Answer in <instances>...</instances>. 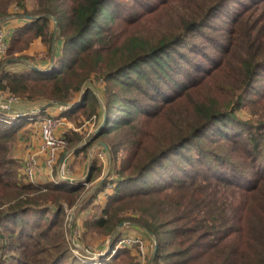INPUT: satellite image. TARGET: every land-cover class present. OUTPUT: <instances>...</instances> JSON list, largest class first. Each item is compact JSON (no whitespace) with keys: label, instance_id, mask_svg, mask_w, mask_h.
I'll return each mask as SVG.
<instances>
[{"label":"trees","instance_id":"trees-1","mask_svg":"<svg viewBox=\"0 0 264 264\" xmlns=\"http://www.w3.org/2000/svg\"><path fill=\"white\" fill-rule=\"evenodd\" d=\"M224 1L161 0L166 22L155 39L109 31L116 19L130 21L139 13L122 0H0V18L11 13V5L22 9L24 22L13 29V41L30 33L50 42L52 16L60 40L47 69L14 71L0 60V91L38 104L76 103L60 110L63 117H103L104 108V125L75 152L126 127L134 130L116 142L103 140L111 159L121 163L112 192L100 214L86 221V229L109 234L122 221L144 227L155 236L152 264H264V0H251L232 16L225 41L222 34L212 38L222 50L220 58L206 52L208 65L198 70L185 71L179 62L183 44L203 47L191 35ZM32 14L38 17H27ZM221 64L229 68L220 77L224 88L188 99L204 82L214 81L210 76ZM195 71L193 80L179 78ZM87 79L102 81L100 90L95 83L102 102L89 87L77 102ZM247 94L253 96L245 99ZM244 100L252 107L248 122L235 114ZM163 110V120L148 130L134 126ZM44 112L15 115L0 109V264L132 262L128 248H116L118 233L98 257L77 256L70 249L63 233L64 207L77 202L82 183L24 181L12 144L24 123L50 115ZM68 132V147L82 139Z\"/></svg>","mask_w":264,"mask_h":264},{"label":"rangeland","instance_id":"rangeland-1","mask_svg":"<svg viewBox=\"0 0 264 264\" xmlns=\"http://www.w3.org/2000/svg\"><path fill=\"white\" fill-rule=\"evenodd\" d=\"M160 1L161 0H122L123 4L126 5L132 3L134 5V11L139 10V13L133 15V17H130V21H123V18L116 19L107 26L110 28L109 31L114 32L116 30H121L122 32H124V35L140 34L143 36H154L155 39L158 38L160 36V26L165 24V16L167 14V6H161ZM249 3L250 5H252L251 0H225L218 8L215 9V12L212 14L208 21L209 23L202 27L201 30H196L194 33H192V39L194 41H198L200 44H203V47L193 46L192 44L188 46V42L182 45L184 55L179 62L184 67L185 71L187 69L198 70L202 66L208 65L207 59L204 56L206 55V52L207 54L215 55L216 59L221 57L222 50L215 48V46L212 44V38H217L219 37L218 34H222L224 37L221 36L220 38L226 40L225 37L227 36V32L230 27V19L233 15L240 12L243 7H246ZM26 6L28 9H31L32 2L27 1ZM9 12H11L9 13L10 16L8 15L3 17L2 19L0 18V26L5 31V39L7 41L5 53L0 56V60H11L8 68L9 70L14 71L26 70V67H29L32 64L38 65L39 67L40 65L49 66L51 57H53L54 60V56L57 55V50H59L60 48V40H58L56 37L58 31L57 24L55 26V23H57L56 19L53 16L49 17V29L53 31V37L50 42L40 40V38L38 37L34 38L29 35L30 33H27L28 35H23L20 39H18V41H13L11 38V34L15 27L10 30L9 26L2 22L3 20H6L5 18H7V20L15 19L13 20L15 21V23L19 22L21 24L24 22V20L19 19H24V16L20 17L19 14L22 12V9L14 5H11L9 7ZM253 12L255 13L257 12V10ZM254 13L247 16L245 20L247 24L250 23L252 17L254 16ZM28 16H33L32 18L38 17V15L35 14ZM241 27L242 29H244L245 24H241ZM208 35H210V37H208ZM200 49L202 50V52H199ZM191 63H195V68H193V66H190ZM228 70V65L221 64L219 68L214 71V74L210 76L215 77L214 81L204 82V86L202 88L194 90L193 93L190 94L187 98L191 100H197L198 97L204 96V94L206 93H213L218 88H224L226 83H224V81H220V77ZM185 74L186 73H180L179 78L188 81L195 79L198 75V72L195 71V73H190L191 75L189 74L188 76H186ZM87 80L90 81L89 79ZM95 83L99 90L101 89L103 83L100 80L91 82V84L96 89L94 94L97 96L98 100L102 102L100 91L97 90ZM168 92L171 93V90H169ZM249 95L250 94L244 95V98L246 99V97ZM7 96L13 95L0 91V106L4 109L10 110L13 109V105H15L14 107L18 106L20 107L18 108L19 114H23L25 112H28V110L31 108H35L44 104H38V102L33 101H21L20 99H18V102L16 103H8L5 101ZM78 96L80 97V94ZM250 96L253 95L251 94ZM226 102H230V100L228 99L224 102L221 101L220 104H222L223 106ZM241 106V108L236 110L235 114L243 122H248L249 118H251L252 113L250 112L249 107H252L248 106L246 100H244V103ZM164 112L165 111L163 110L162 114L159 116V113H157L151 118L150 121H148L146 118H142L138 120V122L134 126H137L139 131L148 130L156 122L163 120L161 117L163 116ZM49 114L52 115V113ZM56 115L59 114L57 113ZM42 116L44 115H39L37 117L36 123L38 124V127H35V125H33L34 123H31V125H29L28 127V122H26L18 129L11 148L12 156L18 160L19 164L21 162V159L24 158L27 154H36L39 167L33 181L29 182L41 183L44 182L45 179H47L48 181V178L50 177V170L45 165L41 166V162L44 164V153L40 151L42 150L43 138L39 118H41ZM101 118V116L97 118L92 117L89 120H86L82 115H71L65 117L64 134L69 131L68 134L76 132L82 136V139L73 146L69 144L68 147V144L66 142V145L63 149V152L71 151L72 153L70 158H68V162L71 166V171L69 169L70 173L68 175L72 178L75 177L73 178L75 180L76 178L79 179V181H75L74 183H82L84 185V189H82L77 202L73 206L67 207L64 203L66 207H64L65 214L63 217V233L70 249L77 256L85 253V255L90 258L98 257L99 255H102L106 250H108L112 239L118 233L120 234L121 238L129 240V243L123 245L116 243V246L118 248H128L130 252L129 254L134 257L132 262H137L138 264H152V262L149 263V261L156 243L144 227H134L127 221H122L124 223L121 226H118L121 222L117 224L109 234L103 233L98 229H86V221L90 218L97 217L100 214L101 208L106 201V194L112 192L111 190L113 183H111V180L112 178L118 176V168L121 163L120 158L116 161H114L113 158L111 159L112 155L109 150L105 149V147L103 146V140L116 142L123 139L125 135H130L131 132L134 131L133 129H128L126 127L119 133H112L106 137L98 138L82 152H75L76 148H80L81 146H83V144H85L89 140V138H91L92 136H96L93 134L95 133V130L99 125ZM254 119L255 118H253V120ZM32 121L33 119L29 122ZM61 129L62 128L59 127L57 129L55 128L53 131L57 133L61 132ZM73 136L74 135L72 134L71 137ZM65 137L67 139L66 135ZM128 150L129 148L126 150L122 149L118 153V155H122L123 157ZM73 151L75 152L74 154ZM58 154L59 157L57 160V164L60 162V156H62L63 153L60 152ZM88 168H90V170L91 168H93L94 170L92 174L90 171V175L88 176L89 178L87 179V181H84V177L87 174ZM18 170L19 172L21 171L20 166ZM55 174L56 169L53 168L51 176L54 177ZM105 180L109 183L105 185L104 190L98 191V187L103 185V183H105ZM24 181L27 180L24 179ZM93 194H96L93 200L88 201L90 196H92ZM114 229H116V231L113 234ZM130 262L131 261H129L127 264L132 263Z\"/></svg>","mask_w":264,"mask_h":264},{"label":"built area","instance_id":"built-area-1","mask_svg":"<svg viewBox=\"0 0 264 264\" xmlns=\"http://www.w3.org/2000/svg\"><path fill=\"white\" fill-rule=\"evenodd\" d=\"M7 41L5 39V31L0 26V56L5 53ZM6 102H17L18 98L15 96H7ZM65 109V108H63ZM15 115H19L16 113ZM41 125V133L43 138L42 150L44 153V165L50 170L49 174L52 175L53 168L56 169L58 173L57 178H52V181L56 184L61 183L65 179L69 178V173L71 171L70 163L68 158L71 151H64L63 149L66 145V137L64 134L65 129V117L59 115H44L39 118ZM61 127V132H54L53 130ZM41 149V148H40ZM62 152L60 162L57 164L59 154ZM56 165V167H55ZM21 174L27 181H33L36 172L38 171V160L35 153L27 154L20 162ZM70 169V171H69ZM52 177V176H51ZM129 243V240L121 238L118 244L123 245ZM117 248V246H116ZM114 251V250H113Z\"/></svg>","mask_w":264,"mask_h":264},{"label":"water","instance_id":"water-1","mask_svg":"<svg viewBox=\"0 0 264 264\" xmlns=\"http://www.w3.org/2000/svg\"><path fill=\"white\" fill-rule=\"evenodd\" d=\"M33 16H28V18H32ZM2 19V18H1ZM1 19H0V22H1ZM56 24L57 23H55V26H56ZM11 62V60H8V61H6L5 63H4V65L5 64H8V63H10ZM52 64H53V57H51V60H50V63H49V66H46V67H44V68H50L51 66H52ZM32 68H38V69H40V68H42V67H39L38 65H35V64H32V65H30ZM87 87H90L91 88V90L95 93V91H96V89H95V87L91 84V82L90 81H88V80H86V81H84V83L82 84V89H81V93H80V97H79V100L77 101V102H79L80 101V99L83 97V94H84V91H85V89L87 88ZM59 105V106H62V107H70V106H74L76 103H69V104H65V103H62V102H58V101H55V100H50V101H47V102H45L44 104H42V105H40V106H38V107H35V108H32V109H30V110H28V112L29 113H35V112H40V111H42V110H45V109H47V108H49V107H51V106H54V105ZM0 109L1 110H4V111H6V112H8V113H10V110H8V109H4V108H2L1 106H0ZM28 112H25V113H28ZM22 113V112H21ZM24 114V113H23ZM105 115H106V113H105V109L103 108V117H102V121L100 122V124L97 126V128H96V130H95V133L93 134V135H97V133H98V131L101 129V127L104 125V123H105ZM93 137V136H92ZM103 146L105 147V149H107L106 148V146L103 144ZM90 168H88V170H87V174H86V176L84 177V181H86L89 177V175H90ZM65 180H69V179H65ZM69 181H71V182H75V181H79V179H77V180H75V179H72V180H69ZM124 222H121L118 226H121L122 224H123ZM146 230V229H145ZM115 231H116V229H114V231H113V234L115 233ZM147 231V230H146ZM148 232V234L151 236V238L154 240V242H155V236L151 233V232H149V231H147ZM155 252H156V245H155V248H154V250H153V253H152V256L150 257V261H149V263H151L152 262V260H153V258H154V255H155Z\"/></svg>","mask_w":264,"mask_h":264},{"label":"crops","instance_id":"crops-1","mask_svg":"<svg viewBox=\"0 0 264 264\" xmlns=\"http://www.w3.org/2000/svg\"><path fill=\"white\" fill-rule=\"evenodd\" d=\"M10 16V15H9ZM6 20H3V22L2 23H5V24H7L8 26H9V28H10V30H12L13 29V27H16L17 25H19L20 23L18 22V23H15V21H13V20H15V19H11V20H7V18H5ZM19 20H22V19H19ZM11 63V62H10ZM10 63H8V64H5L6 66L7 65H9ZM22 64V63H21ZM40 67H46L45 65L44 66H41L40 65ZM18 102V101H17ZM20 102V101H19ZM16 103V102H15ZM18 104V103H17ZM16 104V105H17ZM15 105H13V109H8V110H10V114H16V113H18V108H20V107H14ZM32 109V108H31ZM30 110V109H29ZM46 110V112H44L45 114H49V113H52V115H56L57 113L59 114V112H60V110H64V109H62V107H60L59 105L58 106H53V107H50V108H47V109H45ZM50 111H52V112H50ZM55 112V113H54ZM21 113V112H20ZM54 113V114H53ZM51 115V114H50ZM36 121H37V118L36 119H33V121L32 122H28L27 123V126L29 127V125H31V123H34L33 125H35V127H38V124L36 123ZM71 154L72 153H70V156H71ZM70 156H69V158H70ZM44 164L41 162V166H43ZM58 177V173H56L55 174V176L54 177H51V175H50V177L48 178V181H50V180H52V178H57ZM73 178H75V177H73ZM72 177H70L69 176V180H72L73 179ZM80 178V177H79ZM69 180H67V181H69ZM76 180H77V178H76ZM45 181H47V179H45ZM70 182V181H69Z\"/></svg>","mask_w":264,"mask_h":264},{"label":"bare ground","instance_id":"bare-ground-1","mask_svg":"<svg viewBox=\"0 0 264 264\" xmlns=\"http://www.w3.org/2000/svg\"><path fill=\"white\" fill-rule=\"evenodd\" d=\"M60 107H62V106H60ZM63 108H68V107H62V109H63ZM64 181H67V180H64ZM64 181H62V182H64ZM62 182H61V183H62ZM67 182H69V181H67ZM69 183L72 184V183H74V182H71V181H70Z\"/></svg>","mask_w":264,"mask_h":264}]
</instances>
